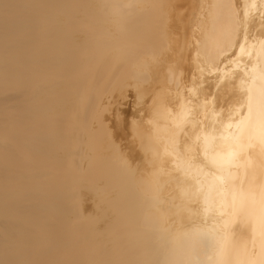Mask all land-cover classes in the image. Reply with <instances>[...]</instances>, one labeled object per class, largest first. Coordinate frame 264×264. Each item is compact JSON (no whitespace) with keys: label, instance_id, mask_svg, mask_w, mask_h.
Wrapping results in <instances>:
<instances>
[{"label":"bare ground","instance_id":"6f19581e","mask_svg":"<svg viewBox=\"0 0 264 264\" xmlns=\"http://www.w3.org/2000/svg\"><path fill=\"white\" fill-rule=\"evenodd\" d=\"M0 264H264V0H0Z\"/></svg>","mask_w":264,"mask_h":264},{"label":"rangeland","instance_id":"374dc122","mask_svg":"<svg viewBox=\"0 0 264 264\" xmlns=\"http://www.w3.org/2000/svg\"><path fill=\"white\" fill-rule=\"evenodd\" d=\"M131 99V96L129 97V100ZM129 104V103H128ZM129 110V106L127 105V107L125 108H122V112H125ZM106 153V152H105ZM136 176V172L131 174V176ZM114 192H112L111 189L109 188H102L100 190H98L97 192H91L89 188H82L80 189L79 191V196L81 198V209L84 211V212H87V213H90V214H93V215H98L100 213V211L98 210V208H96V210L93 209L94 205L95 204H100L98 206L103 207V203H99L98 201V198L100 196H109L110 195H113ZM108 194V195H107ZM102 196V197H103ZM106 214H108V216L111 215V212L107 210H105Z\"/></svg>","mask_w":264,"mask_h":264}]
</instances>
